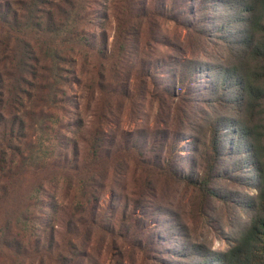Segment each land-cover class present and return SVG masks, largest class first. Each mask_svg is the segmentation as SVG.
Masks as SVG:
<instances>
[{
  "label": "trees",
  "instance_id": "16d2710c",
  "mask_svg": "<svg viewBox=\"0 0 264 264\" xmlns=\"http://www.w3.org/2000/svg\"><path fill=\"white\" fill-rule=\"evenodd\" d=\"M141 1L145 4L137 8V0H119V6L122 14L125 9L133 14L130 19L133 24H150L153 12L147 0ZM214 2L204 0L200 5L209 9ZM239 3L240 6L233 1L226 4L229 10L237 13H234L236 24L244 25L245 29L235 30V37L228 38L234 59L229 70H225L227 77L224 76L220 84L225 86L229 78H236V82L231 83L233 87L239 88L241 84L237 99L243 103V112L249 118V122L242 124L241 134L250 141V148L236 142L234 145L238 148L233 152L237 155L233 152L227 155H230L228 159L233 155H246L240 169L247 170L254 169L253 161L258 164L264 160L261 144V133L264 132V0H240ZM91 4L98 8L95 10ZM184 4L186 8L172 14L171 19L175 22L187 20L191 24L196 21H192L197 14L194 3L187 0ZM104 6L103 0H0V264H83L85 260L93 261L86 251L93 239H97L96 244L104 243L108 252L114 238L126 239L120 229L109 227L111 220L106 224L98 220V208L93 205V199L98 190L110 187L104 183V178L109 176L115 184L126 174L124 172L134 169L145 188L152 190L153 184L169 173L163 151L147 156L146 147L140 146L137 136L115 144L105 128L110 118L117 119L121 115V103L130 98L122 73L130 66L132 50L129 38L123 41L125 33L133 34V29L124 30L118 26L113 50L109 52L104 40L106 36L98 37L90 30L96 20L101 19L99 7ZM102 13L107 15V12ZM227 23L231 24L230 21ZM188 29L193 30V25ZM151 65L154 68L148 61H140L137 65L138 85H144L146 77L158 78L151 72L148 74ZM189 67L185 83L193 81L200 70ZM181 82L176 79L171 84L178 86ZM74 85L85 91L81 100L72 94ZM140 86L135 90L141 89ZM168 87L165 86V94L174 98ZM210 89H216V86ZM86 103L95 105L91 112ZM85 110L86 117L93 118L92 122L88 121L89 126L94 127L92 132L87 126L88 135L79 136L83 144L81 150L78 140L71 138L72 142H68L59 128L72 112L80 117ZM255 117H258L256 123ZM82 123V120L75 122L76 126L72 128L75 135L81 130ZM117 125L120 127L119 122ZM219 137L215 131L211 144L214 156L207 161V172L206 168H201L203 183L200 185L204 189L209 188L213 171L223 157ZM183 141L181 137L180 144ZM58 151L64 153L57 155ZM258 171L263 185L258 192L261 214L251 219L238 242L226 252L204 250L203 256H197L195 251L188 254L190 250H185L188 252L182 255L199 259L198 264H264V174L260 166ZM170 174L173 179L198 185L176 167ZM73 180L78 186L75 193L80 191L83 201L72 204L71 218L68 215V227L73 228L74 235L70 239L65 234L59 235L63 244L66 241L65 245L76 244L64 252L57 238V225L52 223L58 217L60 205L53 202L55 194H50L49 204L41 207L40 195L47 188L46 183L71 188ZM39 209L47 216L45 227L41 228L42 236H39L37 225ZM79 213L88 218L76 220ZM105 236H109V242L104 240Z\"/></svg>",
  "mask_w": 264,
  "mask_h": 264
},
{
  "label": "rangeland",
  "instance_id": "374dc122",
  "mask_svg": "<svg viewBox=\"0 0 264 264\" xmlns=\"http://www.w3.org/2000/svg\"><path fill=\"white\" fill-rule=\"evenodd\" d=\"M185 1L147 0L153 12L150 24H133L130 21L133 14L128 9L122 14L119 0H103L105 6L99 7L101 19H97L96 25L90 28L96 36H106L104 40L109 52L113 50L118 26L124 30L133 29V34L125 33L123 41L129 38L132 50V57L128 60L130 66L122 73L130 98L121 103V115L117 119L110 118L105 128L115 144H121L124 138L137 136L140 146L146 147L147 156L163 151L170 170L153 184L152 190L145 188L144 181L140 180L141 176L134 169L124 172L126 174L115 184L109 176L104 178V183L110 187L98 190L96 199H93V205L98 208V220L102 224L111 220L109 227L120 229L127 240L114 238L108 252L104 243L96 244L97 239H93L89 248H85L93 261L85 260L83 264H198L199 259L189 258L182 253L190 250L188 254L195 251L197 256H203L204 250L210 253L228 251L247 230L251 219L261 212L258 192L263 185L258 167H261L263 175L264 160L258 164L253 161L254 169L241 170L240 164L246 155H233L231 159L227 155L236 151V142L250 148V141L241 134L242 124L249 122L242 109L243 103L237 99L241 84L239 88L231 85L236 78H229L225 86L220 84L227 77L225 70H229L234 59L227 44L228 38L235 37L236 31L245 29L244 25L236 24L234 16L237 13L229 10L226 4L233 1L240 6V0H211L215 2L209 9L201 7L200 2L204 0H192L197 12L192 21H196L191 24L187 20L173 21L172 14L184 10ZM144 4L137 0L136 8ZM91 6L95 10L98 8L95 4ZM201 9V13L197 11ZM102 11L107 15H103ZM227 21L231 24L228 25ZM190 25H193V30L188 29ZM140 61L151 62L154 68L151 65L148 74L151 72V75L158 76L157 79L146 77L147 82L142 86L136 81ZM189 66L200 70L193 81L185 83ZM176 79L182 81L178 86L171 84ZM166 85L169 86L167 90H172L174 98L165 94ZM213 85L216 89H210ZM139 86L142 88L136 91ZM72 94L81 100L85 91L74 85ZM86 106H89L90 112L95 107L93 103H86ZM79 116L72 112L68 118H64L59 132L68 142H72L71 138L77 139L82 150L79 136L88 135L85 130L89 126L88 121L92 122L93 118L86 117V110ZM257 119L254 118V123ZM78 120L83 123L75 135L72 128ZM117 122L120 127L116 126ZM93 127L92 124L89 126L92 132ZM215 131L220 135L223 157L213 171L209 188L204 189L200 185L203 183L201 168H206L208 159L214 156L211 144ZM261 134L264 147V132ZM181 137L184 138L182 144ZM176 142L178 145L175 147ZM60 152L64 153L58 151L57 155ZM236 166L239 168L235 169ZM175 167L178 172L180 170L191 176L198 185L173 179L170 171ZM72 184L70 188L46 183L47 188L40 195L41 207L49 204L50 194H55L53 202L60 205L58 217L52 223L57 225V238L64 252L76 244L65 245L68 241L63 244L59 235L65 234L67 239L74 235L73 228L68 227V215L72 204L83 201L81 192L75 193L78 187L76 181L73 180ZM21 197L19 194V199ZM40 211L44 212L39 209L37 225L39 236H42L41 228L45 227L47 216ZM86 218L80 213L75 217L76 220ZM95 232L99 233L98 230ZM104 238L109 242V236Z\"/></svg>",
  "mask_w": 264,
  "mask_h": 264
}]
</instances>
